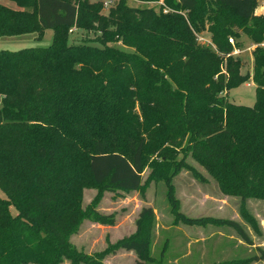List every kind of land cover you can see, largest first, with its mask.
Returning a JSON list of instances; mask_svg holds the SVG:
<instances>
[{
  "label": "trees",
  "instance_id": "1",
  "mask_svg": "<svg viewBox=\"0 0 264 264\" xmlns=\"http://www.w3.org/2000/svg\"><path fill=\"white\" fill-rule=\"evenodd\" d=\"M137 1L159 5L0 0V36L37 33L41 40L54 31L48 45L0 49V264H107L111 247L135 251L138 264L152 262L151 207L142 209L134 234L106 251L85 254L70 239L85 220L116 223L97 208L105 192L142 191L159 179L179 219L230 226L253 244L235 220L182 214L172 176L186 168L206 180L188 164L192 156L224 195L241 198L242 216L259 232L247 206L264 200L259 0ZM76 29L94 36L72 39ZM244 37L254 46L252 72L233 53ZM249 80L254 105L230 100L229 91ZM85 189L97 190L86 208ZM258 261L264 247L231 263Z\"/></svg>",
  "mask_w": 264,
  "mask_h": 264
},
{
  "label": "rangeland",
  "instance_id": "2",
  "mask_svg": "<svg viewBox=\"0 0 264 264\" xmlns=\"http://www.w3.org/2000/svg\"><path fill=\"white\" fill-rule=\"evenodd\" d=\"M128 4L141 8H158L159 5L137 0H128ZM256 13L264 14V0H259ZM53 36L52 29H47L41 40L36 39L37 33L0 36V49L45 46L53 41ZM86 36L93 37L94 33L76 29L71 34L72 39ZM201 41L203 44L207 43L206 39ZM251 42L245 39L242 45L244 48L241 50L240 57L244 62L243 72L253 71L254 57ZM228 97L236 103L252 106L256 101V86H253L252 80H249L231 89ZM187 162L195 170H199L206 180L186 168L173 174L172 184L174 195L179 201V211L190 218L235 220L248 232L253 241L252 245L247 244L230 226L187 223L183 218L179 219L167 196L168 185L164 179L150 181L146 189L142 191L118 193L117 195L113 192H105L97 208L103 213H113L116 223L101 225L85 220L78 232L71 236L70 242L85 254L94 255L106 251L109 245L134 234L142 209L151 207L155 214L151 254L155 259L144 264H232L233 259H243L259 254V248L264 247V200L249 199L247 201L249 211L258 221L259 233L242 216L240 197L224 195L216 180L192 156L188 155ZM150 173L151 168L148 167L145 170L144 179ZM96 193V189H85L83 202L85 208L91 203ZM0 195L6 197L2 188H0ZM11 211L16 214L14 206H11ZM138 259V255L133 250L111 247L105 254L104 262L107 264H138ZM64 264L71 263L67 260ZM251 264H264V262L258 261Z\"/></svg>",
  "mask_w": 264,
  "mask_h": 264
},
{
  "label": "built area",
  "instance_id": "3",
  "mask_svg": "<svg viewBox=\"0 0 264 264\" xmlns=\"http://www.w3.org/2000/svg\"><path fill=\"white\" fill-rule=\"evenodd\" d=\"M112 1L113 0H105V5L106 6H108V5H110L111 3H112ZM72 31V30H71ZM229 41L232 43V44H234L235 43V39H233V38H229ZM241 51V49H238V48H235V50H234V54H239V52Z\"/></svg>",
  "mask_w": 264,
  "mask_h": 264
},
{
  "label": "crops",
  "instance_id": "4",
  "mask_svg": "<svg viewBox=\"0 0 264 264\" xmlns=\"http://www.w3.org/2000/svg\"><path fill=\"white\" fill-rule=\"evenodd\" d=\"M257 14H258V13H257ZM244 39H247V37H244ZM252 48H254V46H253ZM240 53H242V51L239 52V55H240ZM244 84H245V83H244ZM242 85H243V84H242ZM249 85H251V84H249ZM252 85H253V86H256L255 83H253V81H252ZM229 93H230V91H229ZM238 104H239V103H238Z\"/></svg>",
  "mask_w": 264,
  "mask_h": 264
}]
</instances>
